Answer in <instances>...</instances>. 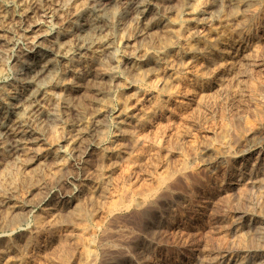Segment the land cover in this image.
I'll return each mask as SVG.
<instances>
[{"label": "rangeland", "instance_id": "1", "mask_svg": "<svg viewBox=\"0 0 264 264\" xmlns=\"http://www.w3.org/2000/svg\"><path fill=\"white\" fill-rule=\"evenodd\" d=\"M149 1L141 20L135 3ZM169 1L171 10L164 0H0V106L25 94L29 65L46 58L55 67L42 97L48 119L14 131L25 136L16 154L0 150V202L10 203L0 210V264L37 256L28 246L38 229L85 222L95 229L96 264H264V0ZM97 10L108 17L105 45L53 54ZM230 34L246 57L227 45L223 68L221 40ZM87 74L75 130L60 101ZM196 80L207 92L188 99L183 130L168 129L169 109ZM157 133L178 143L185 166L178 154H143L141 143ZM132 162L135 172L123 173ZM58 242L41 245L44 264H57ZM79 251L75 264H93Z\"/></svg>", "mask_w": 264, "mask_h": 264}, {"label": "bare ground", "instance_id": "2", "mask_svg": "<svg viewBox=\"0 0 264 264\" xmlns=\"http://www.w3.org/2000/svg\"><path fill=\"white\" fill-rule=\"evenodd\" d=\"M135 1V0H134ZM141 1V0H140ZM152 1V0H151ZM11 2V1H10ZM8 3V2H7ZM176 3V2H175ZM178 3V2H177ZM11 4V3H10ZM112 4V3H111ZM164 8L165 10L168 8L171 10L172 7V1L169 0H164ZM174 5V4H173ZM150 6H152V2L150 5V1L148 5H143L141 2H137L135 3V11L136 13H138V15L141 17V20H143L146 16V13L148 12ZM180 6V5H179ZM134 7V6H133ZM147 7V9L145 8ZM168 7V8H167ZM112 8V6H111ZM127 8V7H126ZM196 8V7H195ZM102 9V8H101ZM144 9V10H143ZM153 11V10H152ZM96 14L94 15V17H92L91 19H87V25H86V30H84V33L82 32V30L76 29L74 30L69 38L67 39L66 45L64 48H54L53 54L57 53L59 56H61L63 59H66L74 54H80L81 52L85 51L86 49L91 48L92 46H94L97 43H101L102 46L105 45V43L103 42V35L105 34L106 31H110V29L108 30L109 26H104L106 24H104L106 21H108V17H105L104 15H102L101 10H97L95 11ZM105 13V12H104ZM178 13V12H177ZM5 15V13H4ZM88 17V16H87ZM134 17V16H133ZM111 18V16H110ZM2 20V19H1ZM112 20V19H111ZM109 20V21H111ZM149 21V20H148ZM146 22V21H145ZM150 23V22H149ZM104 24V25H102ZM138 25V24H137ZM144 25V24H143ZM164 25V24H163ZM163 27V26H162ZM114 29V28H113ZM163 30V29H162ZM146 31V30H144ZM147 33V32H146ZM226 33V32H225ZM148 35V34H147ZM146 34L140 33L139 35H137L139 38L141 39H145L147 37ZM239 35H235V34H230L227 35L225 38H222L221 40V46H223L225 44V48L222 50L223 53V61H222V67L226 68L227 67V60L229 58V51H224L226 50V46L229 45V47H231V50L234 53H238V54H244L247 52V47L244 46L243 44H241L240 39H239ZM148 38V37H147ZM140 40V39H139ZM110 41V40H109ZM112 42V41H111ZM110 42V43H111ZM164 41H162L163 43ZM248 42V41H247ZM64 44V43H62ZM108 44V43H107ZM138 44V43H137ZM158 45V44H157ZM165 45V44H164ZM109 46V45H108ZM159 46V45H158ZM256 46V45H255ZM106 47V46H105ZM256 48V47H255ZM254 49V48H253ZM257 49V48H256ZM230 50V49H229ZM260 50V49H259ZM84 53V52H83ZM251 53V52H250ZM255 53V52H254ZM256 54V53H255ZM232 56V55H231ZM255 56V55H254ZM245 54L244 57L245 58ZM239 61V60H238ZM242 63V62H240ZM202 64V63H201ZM203 65V64H202ZM200 66V65H199ZM198 66V68H199ZM241 66V64H240ZM192 67V66H191ZM217 67V66H216ZM220 67V66H219ZM197 68V67H196ZM197 68V69H198ZM195 69V71L197 70ZM219 69V68H218ZM230 69V68H229ZM193 70V69H192ZM55 71V67L53 65L50 64V62L48 61V59H39L36 61V63L31 64L28 66V68L26 69V89H25V94L22 96H15L12 97L11 100L6 103L3 106H0V150H8L9 152L16 154L18 151H20L22 149V147L25 144V136L24 135H17L14 134L15 130H19V129H30V127L37 122L38 119H40L39 117H42V120L44 119V117H46L48 119V115H44L43 114V95H44V91L46 89V87L51 83L53 76H54V72ZM194 71V70H193ZM223 71V70H222ZM186 72V71H185ZM188 72V71H187ZM212 72V71H211ZM224 73V72H223ZM196 76H199V72L196 71V73H194ZM216 74V73H215ZM189 77V76H188ZM191 77V76H190ZM206 77V76H205ZM24 78V77H23ZM92 76L91 75H85L83 77L82 80L73 82L71 84H69L65 90L64 93L61 97V107H62V112H63V116L65 119V122L68 124L69 127L74 128L75 130H79L82 127V123L81 121H79V119L77 118V113L78 112V96H79V100H80V94L82 92V83L84 81H91L92 80ZM223 78V77H222ZM230 78V77H228ZM95 79V78H94ZM95 82V81H94ZM109 83V82H108ZM182 85V84H181ZM186 89L185 93L183 95V100L182 101H178L177 104L175 105L174 108L169 109V117H166L164 120L165 121V125L167 126L168 129L170 128H176L175 130L177 131L178 129H182L183 125H185V122L188 118V110H189V105H188V99L193 98L195 95L199 94H204L207 92V88H202L198 82V80L193 81L191 84L186 85ZM224 87V86H223ZM85 92V91H84ZM182 92V91H181ZM211 94V93H210ZM82 95V94H81ZM182 95V94H181ZM199 97V96H198ZM210 97V95H209ZM212 98V97H211ZM101 99V98H100ZM197 99V98H196ZM78 100V101H79ZM211 101V100H210ZM204 102V101H203ZM97 108V107H96ZM194 108V107H193ZM201 109V108H198ZM54 111V110H53ZM52 111V112H53ZM100 111V110H99ZM77 112V113H76ZM192 112V111H191ZM59 114V113H58ZM81 114V113H79ZM94 115V114H93ZM92 115V116H93ZM90 116V115H89ZM164 116H168V115H164ZM84 117V116H83ZM91 117V116H90ZM52 119V118H51ZM46 120V119H45ZM90 120V119H89ZM88 120V121H89ZM93 120V119H92ZM96 121V120H95ZM94 124V123H93ZM188 125V124H187ZM185 125V126H187ZM83 128V127H82ZM234 128V127H233ZM104 129V128H103ZM90 130V129H89ZM97 126L93 125L92 126V134L97 133ZM156 130H158L156 128ZM183 130V129H182ZM185 130V129H184ZM147 133V132H146ZM145 133V134H146ZM156 133V132H155ZM174 133V132H173ZM77 134V133H76ZM177 134V133H176ZM78 135V134H77ZM76 135V136H77ZM96 135V134H95ZM32 135H29V137H31ZM79 136V135H78ZM77 136V137H78ZM143 136V135H142ZM140 136V137H142ZM148 136V135H146ZM154 136V135H153ZM165 136V135H164ZM182 137V136H181ZM83 138V137H82ZM81 136L80 139L82 140ZM86 138V137H85ZM178 140V139H177ZM36 141V140H35ZM38 141V140H37ZM137 141V140H136ZM164 140H162V138H160V133H157V135L154 137L153 141L149 142V141H144L142 144V149L144 150V155L146 153L148 154H152V153H158V152H165L167 153L169 156H173L174 154H178L180 155L183 159L184 165H186V155L183 156L182 154V150L180 149L179 145L177 144H170L169 146L164 144L163 142ZM142 142V141H140ZM169 142V141H168ZM166 143V142H165ZM140 144V145H141ZM139 145V146H140ZM138 146V145H137ZM138 146V147H139ZM25 147V146H24ZM140 148V149H141ZM83 150V149H82ZM89 149L87 148L86 151H88ZM140 151V150H139ZM177 151V152H176ZM3 152V151H1ZM138 152V151H137ZM135 153V154H139V153ZM141 152V151H140ZM77 153H79L77 151ZM82 154V153H81ZM162 154V153H160ZM194 154V153H193ZM80 155V154H79ZM156 155V154H155ZM81 156V155H80ZM153 156V155H152ZM158 156V155H157ZM160 157V156H159ZM188 157V156H187ZM186 157V158H187ZM147 159V158H146ZM166 159V158H165ZM173 159V157H172ZM180 159V158H179ZM180 159V160H181ZM189 159V158H187ZM179 160V161H180ZM190 160V159H189ZM134 161V160H133ZM149 161V160H148ZM165 161V160H164ZM145 162V161H143ZM170 162V161H169ZM181 162V161H180ZM188 162V161H187ZM127 163V162H126ZM123 165V164H122ZM176 165V164H175ZM142 166V165H141ZM163 166V165H162ZM189 166V165H188ZM124 167V165H123ZM158 167V166H157ZM167 167V166H166ZM150 168V167H149ZM165 171H168L167 168ZM180 169V167H179ZM136 170V163L132 162L130 164H126V167L123 170V173H128V175L133 172H135ZM139 170V169H138ZM142 170V169H141ZM153 170V169H152ZM174 170V169H173ZM172 170V171H173ZM186 170V168H185ZM119 171V170H118ZM154 171V170H153ZM175 171V170H174ZM181 171V170H180ZM179 171V172H180ZM156 171L151 172L152 174H155ZM164 172V170H163ZM169 172V171H168ZM178 172V171H177ZM118 173V172H117ZM122 173V172H121ZM138 173V172H137ZM141 173V171H140ZM161 173V171H160ZM176 173V172H175ZM174 173V174H175ZM183 173V172H182ZM172 174V173H171ZM166 175V174H165ZM175 176V175H174ZM184 176V175H183ZM115 178V176H113ZM121 177V176H120ZM127 177V176H126ZM129 177V176H128ZM122 178V177H121ZM137 178V177H136ZM135 178V179H136ZM163 178L161 179L162 181H160V183H163L167 178L166 177H160ZM120 179V178H119ZM151 179V178H150ZM181 179V178H180ZM121 180V179H120ZM146 180V179H145ZM152 180V179H151ZM116 181V180H115ZM131 181V180H130ZM173 181V180H172ZM145 181H143L144 183ZM155 182V181H153ZM122 183V182H121ZM133 183V182H132ZM151 183V182H150ZM123 184V183H122ZM140 184V183H139ZM149 184V183H147ZM152 184V183H151ZM154 184V183H153ZM125 185V184H124ZM166 185V183H165ZM137 186V185H136ZM144 186V185H143ZM149 186V185H148ZM140 187V186H139ZM151 187V186H150ZM163 187V186H162ZM169 187V185H168ZM127 188V187H126ZM132 188H134L132 186ZM132 188H127V190L124 188L123 190L127 192L130 191V189ZM147 188V187H146ZM142 189V188H141ZM148 189V188H147ZM139 190V189H138ZM146 190V189H145ZM112 191V190H111ZM149 191V190H148ZM152 191V190H151ZM138 192V191H137ZM125 193V197L126 194ZM131 193V191L129 192ZM147 193V192H146ZM154 193V192H153ZM156 193V192H155ZM117 194V193H116ZM122 194V193H121ZM138 194V193H137ZM142 194V193H141ZM166 194V193H165ZM164 194V195H165ZM118 195V194H117ZM148 195V194H147ZM123 196V195H122ZM135 196V195H134ZM140 196V193H139ZM10 197V196H9ZM130 197V196H129ZM138 197V196H137ZM158 197V196H157ZM45 198V197H44ZM127 198V197H126ZM161 198V197H160ZM11 199V198H10ZM132 199V198H131ZM159 199V198H158ZM3 201V200H2ZM1 201V202H2ZM42 201V200H41ZM108 201V200H107ZM110 201V200H109ZM134 201V200H133ZM139 201V200H138ZM142 201V200H141ZM0 202V203H1ZM119 202V201H118ZM107 203V202H106ZM124 204L126 202H123ZM22 204V203H21ZM122 204V203H121ZM123 204V205H124ZM133 204V203H132ZM137 204V203H136ZM143 204V203H142ZM141 204V205H142ZM159 204V203H158ZM25 205V203H24ZM33 205V204H32ZM66 205V204H65ZM108 205V204H107ZM110 205V204H109ZM126 205V204H125ZM138 205V204H137ZM140 205V203H139ZM138 205V207H139ZM151 205V204H150ZM0 210L4 209L6 207L10 206V203L8 201H3L0 204ZM31 206V205H30ZM29 206L28 211L32 210L31 207ZM68 206V205H67ZM136 206V205H135ZM12 207V206H11ZM15 207V205H14ZM106 207V206H105ZM118 207V205H117ZM117 207L114 206V208L116 209ZM124 207V206H123ZM128 207V206H127ZM145 207V206H144ZM151 207V206H149ZM148 209H151L149 208ZM26 208V207H25ZM69 208V207H68ZM79 208V207H78ZM113 208V207H112ZM131 208V205L130 207ZM137 208V207H136ZM15 209V208H13ZM82 209V208H81ZM106 209V208H105ZM104 209V210H105ZM62 210V209H61ZM114 210V209H113ZM124 210V209H123ZM128 210V209H127ZM139 210H141L139 208ZM70 211V210H69ZM72 211V210H71ZM70 211V212H71ZM77 211V210H76ZM106 211V210H105ZM110 211V210H109ZM132 211V210H131ZM11 212V211H10ZM9 212V213H10ZM58 212V210H57ZM59 211V215H60ZM74 212V211H73ZM72 212V213H73ZM102 212V211H101ZM141 212V211H140ZM7 213V212H6ZM8 213V214H9ZM14 213V212H12ZM23 213V212H22ZM26 214V212H24ZM54 213V212H53ZM124 213V212H123ZM62 214V212H61ZM64 214V213H63ZM100 214V213H99ZM145 214V212H144ZM5 215V214H4ZM3 215V216H4ZM7 215V214H6ZM5 215V216H6ZM21 214H19L20 216ZM56 215V214H55ZM58 215V216H59ZM66 215V214H65ZM82 215V213H81ZM140 215V214H139ZM23 216V214H22ZM63 216V215H62ZM72 216V215H71ZM106 216V215H105ZM108 216V215H107ZM137 216V215H136ZM142 216V215H141ZM144 216V215H143ZM83 217V216H82ZM93 217V216H92ZM100 217V216H99ZM112 217V216H111ZM114 217V216H113ZM138 217V216H137ZM9 218V217H8ZM84 218V217H83ZM87 218V217H86ZM102 218V217H101ZM1 219V218H0ZM5 219V218H4ZM10 219V218H9ZM24 219V218H23ZM26 219V218H25ZM66 219V218H65ZM143 219V218H142ZM60 220V218H59ZM62 220V219H61ZM74 220V219H73ZM86 220V219H84ZM145 220V217H144ZM26 221V220H25ZM58 221V220H57ZM71 221V220H70ZM87 221V220H86ZM97 221V220H96ZM141 221V220H140ZM16 222V221H15ZM56 222V221H54ZM64 222H69L67 221V219ZM76 221H74L75 223ZM95 223V221H94ZM62 224V223H61ZM68 224V223H67ZM71 224V223H70ZM100 224V222H99ZM255 224V223H254ZM8 225H10L8 223ZM40 225V224H39ZM59 225V224H58ZM66 225V224H65ZM101 225V224H100ZM114 225V224H113ZM43 225H41L39 228H41ZM71 226V225H70ZM96 226V225H95ZM242 226V225H241ZM7 227V226H6ZM37 227V228H38ZM49 227V226H46ZM51 227V226H50ZM249 227V226H248ZM4 228V227H3ZM7 228H5L6 230ZM12 229V228H10ZM100 229V228H99ZM2 230V228H1ZM14 230V229H13ZM16 231V230H15ZM99 231V230H98ZM101 231V229H100ZM95 233V229L92 228L91 225H89L88 223H80V224H76L73 225L72 227H56V228H52V229H46V228H41L38 229L37 231V237L34 238L33 241H31L30 245L28 247H30V252H34V251H38V254L33 253L37 256H26L29 257L28 259H25L22 261L21 264H44V260L48 261L47 255H41V251H42V247L41 245L44 243H52L53 240H57L59 241L58 245H60V247H58L56 245L55 248H59L57 253L58 255V259L57 260V264H75V261L77 259L74 258L76 257V251L77 250H81V258L86 262H91L93 264H96V253L98 252H93L92 250V244H91V236H93V234ZM96 236V234H95ZM242 236V235H241ZM3 237V236H2ZM34 237V236H33ZM221 237V236H220ZM50 239L51 241H48L46 239ZM93 238V237H92ZM246 239V238H245ZM46 240V241H44ZM95 240V239H94ZM217 240V239H216ZM226 240V239H225ZM227 241V240H226ZM30 242V239H29ZM27 242V243H29ZM94 244V243H93ZM27 245V244H26ZM50 245V244H49ZM95 245V244H94ZM93 245V246H94ZM51 246V245H50ZM96 246V245H95ZM75 247V248H74ZM26 248V247H25ZM43 248L46 251H49L51 249V247H46L43 246ZM96 248V247H95ZM27 250V249H25ZM32 250V251H31ZM52 250V249H51ZM95 250V249H94ZM97 250V249H96ZM95 250V251H96ZM56 250H53V252ZM28 252V251H27ZM78 252V253H79ZM29 254V253H28ZM46 254V253H45ZM48 254V253H47ZM56 254V253H55ZM56 254V255H57ZM52 255V254H50ZM78 256V255H77ZM55 257L54 255L51 256ZM57 257V256H56ZM101 257V256H100ZM80 257H78L79 259ZM54 259V258H53ZM100 259V258H99ZM249 259V258H248ZM81 260V259H80ZM53 263V260H51ZM50 261V262H51ZM245 261V260H244ZM83 263V262H82ZM81 263V264H82ZM51 264V263H50ZM54 264V263H53ZM77 264H79L77 262ZM85 264V263H84ZM90 264V263H89Z\"/></svg>", "mask_w": 264, "mask_h": 264}]
</instances>
